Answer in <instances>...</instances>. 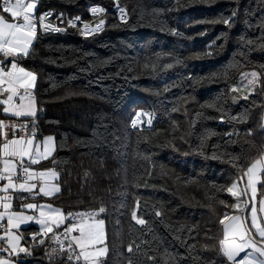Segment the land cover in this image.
<instances>
[{"label": "trees", "instance_id": "1", "mask_svg": "<svg viewBox=\"0 0 264 264\" xmlns=\"http://www.w3.org/2000/svg\"><path fill=\"white\" fill-rule=\"evenodd\" d=\"M119 3L126 22L114 0L38 1L36 15L90 18L91 5L108 8L102 31L38 29L30 54L18 57L38 77L39 107L20 122L56 144L39 167L56 168L60 192L43 200L65 213L105 209V264H226L220 221L235 211L227 188L264 149V0ZM247 71L260 82L235 104L231 86ZM140 109L155 123L132 129ZM37 231L21 229L33 254L19 264H65L32 241Z\"/></svg>", "mask_w": 264, "mask_h": 264}, {"label": "snow or ice", "instance_id": "2", "mask_svg": "<svg viewBox=\"0 0 264 264\" xmlns=\"http://www.w3.org/2000/svg\"><path fill=\"white\" fill-rule=\"evenodd\" d=\"M37 5L38 0H2L0 2V53L5 58H13L11 60H0V94H7L5 99L0 100V104L5 106L3 108L4 113H11L16 117L34 118L36 116L34 98L27 91L23 93L19 91L21 88L33 87L36 75L20 67L16 63L15 57L21 54L23 56L28 55V50L38 35V22L39 26L45 31L61 32L66 30L45 22L51 13H43L37 16L35 14ZM114 6L120 13V20L126 22V9L119 5V0H114ZM90 11L94 16L97 14L104 16L107 9L101 6H95ZM220 19L224 24L231 26L230 18L221 17ZM78 21H80V18L76 17L75 19L68 20L66 23L69 27L76 28ZM105 22V19H100L95 27H92L87 22H82L83 27L80 29L81 35L88 36L102 31ZM260 40L264 41V36H261ZM247 43L252 44L254 42L249 40ZM258 46L264 48V43H258ZM257 76L258 74L256 72L251 73L252 79L249 80V83L253 84ZM17 98L20 101L19 104L15 102ZM143 116L149 117L147 123L151 124V113L138 112L131 121L132 126L136 127L138 123H141ZM245 118L246 116L239 118L233 117V119H238V122H242ZM5 128L14 129L15 126L0 121V136L3 137L2 145H0V148H2L0 163L3 165L2 169H0V181L7 180V184L0 190L7 193L9 189L18 188L26 192H32L37 188V184L30 183V181L39 180L43 181L39 187V192L43 193L44 196H52L59 193V184L50 183L51 180H55L58 177V173L54 169L36 172L30 167L25 166V158L32 164H35L41 158L50 156L54 151V138L49 136L42 142L34 144L36 133L34 130L29 131L27 124L19 125V130L24 132L25 135L19 136L18 138L15 131L12 132V138H9ZM212 134V131L208 130L207 135L210 136ZM41 143L43 144V151H41ZM237 159L238 157L231 158L234 166L239 169L240 165L236 164ZM18 169L22 170V177L18 178L22 179L23 182L14 184L13 177L18 176ZM259 174H264V149L261 150L259 158L255 159L250 166H247V171H242V176H247V184L245 187L238 191L237 184L233 183L227 188V192L233 197L239 198L241 195H246L248 188H250V199L254 200L257 193V179ZM261 188L264 189V184H261ZM5 199L11 200V197L0 196V207L9 209L11 205L10 203H3ZM248 203V199L243 201L244 208H241L239 202L233 205V207L241 209V216H232L230 218L228 215H225L224 219L220 221L221 224H224V239L220 241V250L223 256L226 257V264H264V224L258 222L255 205L250 210L251 227L241 223L242 220L246 219L243 212L247 208ZM260 204L261 211H264V199L260 201ZM138 206L139 202H137ZM24 207L38 209L39 216L25 215L23 212H0V221L4 220L5 216H7L8 226L5 229L8 247L0 246V252H7L9 257L13 253L17 256L20 253H25L26 255L31 254L28 248L20 245L19 241L21 237L8 229H18L22 224L35 221L40 226L39 233L33 234L32 236V241L36 242L38 236L53 233L54 228H60L67 221L66 226L63 227V232L53 233L51 239L59 245V248H53L48 253L49 257L62 255L64 252H67L70 262H80L82 260V264H102L99 258L104 256L108 249L107 247L96 248L97 243H102L104 239L102 229L97 231L96 225H103L104 221L95 220V218L100 213L105 212L103 207H100L98 212L81 213H65L61 209L51 208V206H38L34 203L26 204ZM44 207H48L50 210L45 212L43 210ZM156 214L160 215L159 212ZM131 217L139 225L146 223L143 218L137 217L135 210L132 211ZM90 220H95V224L89 223ZM225 221H228V223H225ZM73 233H78V235H73ZM5 237H0V240ZM65 241H67V245H65ZM39 243L43 244L44 240L40 239ZM128 251H133L131 245H129ZM167 256L168 254L165 253L166 258ZM0 264H18V261L0 256ZM165 264H168L167 259L165 260Z\"/></svg>", "mask_w": 264, "mask_h": 264}, {"label": "crops", "instance_id": "3", "mask_svg": "<svg viewBox=\"0 0 264 264\" xmlns=\"http://www.w3.org/2000/svg\"><path fill=\"white\" fill-rule=\"evenodd\" d=\"M0 2H2V0H0ZM34 42H35V40L32 42V45L30 46V48L28 50V55L31 52V49H32V46H33ZM19 56H23V55L21 54V55H18V56L15 57L16 63L20 67H23L24 69H26L27 71H30V72L34 73L33 71H31V70L27 69L26 67H24L21 64V62H19V60H18ZM11 59H13V58L12 57L5 58V57H3V54H0V60H11ZM37 80H38V77L36 75V80L34 82V86L33 87L26 88V89L25 88H21V89H19V91L21 93H23L25 91H27L29 93L30 90L35 91L36 85H37ZM6 96H7L6 93L0 94V100L5 99ZM31 96L34 98V101H35V108H36V116L35 117H37V115L39 114V107H38V103H37V98H36V95H31ZM15 102L17 104L20 103L18 98L16 99ZM4 107L5 106L3 104H0V121H4L8 125H14L15 126L14 129L13 128H5V131L8 132L9 138H12V132L13 131L16 132L17 138L19 136L25 135L24 132H21L19 130V125L21 124L20 120L25 119V118H32V117H16V116L12 115L11 113H7L6 114V113L3 112V108ZM47 137H49V136H47ZM45 138L46 137L38 140L35 137L34 144L37 143V142H42ZM2 142H3V137L0 136V145H2ZM53 143H55V139H54ZM41 151H43V144L42 143H41ZM55 152H56V144H55V148H54V151L52 152V154L50 156H48L47 158H41L38 163L32 164L30 161L27 160V158H25V166L30 167L33 171H36V172L47 171V170L54 169L58 173V171L56 170L55 167H48V168L39 167L40 163H42L43 161H45L47 159L52 158L54 156ZM0 155H2V148H0ZM0 166H1V169H2V167H3L2 163H0ZM18 177L19 176H14L13 177V183L14 184H19V183L23 182V180L18 178ZM58 179H59V173H58V177L55 180H51L50 183L59 184L58 183ZM30 183H36L37 184V188L34 189L32 192H26V191H24L22 189H18V188L17 189H9V191L7 193H5L2 190H0V196L11 197V200L5 199L3 201V203H10L11 207L9 209H4L3 207H0V212H23L25 215H34V216L38 217L39 216V210L38 209H28V208L24 207V205L29 204V203H34V204H37L38 206H47L46 205L47 203L48 204H52V203H50V202H48L46 200H43V199L56 196L58 193H56V194H54L52 196H44L43 193L39 192V187L41 186L43 181H39V180L30 181ZM234 183L237 184V190L238 191L242 190L245 187V185L247 184V176L243 175L242 178L240 177ZM263 183H264V174H259L258 179H257V193H256V197H255L254 200L250 199V197H251V189L250 188H248V192H247L246 195H241L239 198L234 197V199H235L234 205L237 202H239L241 204V208H244L243 201L245 199L249 200L248 206H247V208L244 209V212H243V215L246 217V219L241 221V223L246 224L249 227H251V212H250V210H251V207L253 205H255V207L257 209L258 222L261 223V224H264V219H262V218H264V211H261V204H260V201L262 199H264V195H262V193H264V192L261 191V184H263ZM5 184H7V180L0 181V189H2ZM52 205H54V204H52ZM54 206L57 209L63 210L62 208H60V207H58L56 205H54ZM43 210L45 212H48L50 209L48 207H44ZM234 210H235L234 212L228 214V216L230 218L232 216H241L242 215L241 209H238V208L234 207ZM63 212H64V210H63ZM95 220H103V219L102 218H96ZM95 220H90L89 223L95 224ZM225 223H228V221H225ZM66 224H67V221L65 222V225H63V226H66ZM32 225L35 226L38 229V231H40V226L35 221H29L26 224H22L18 229H8L9 231L14 232L17 236L21 237V239L19 241L20 245L23 246V247L28 248L30 253H31L30 255H26L25 253H20L19 256H17L15 253H13L12 256L9 257L7 252H0V256H3L5 258H10L13 261H18V264H19L20 260L32 257L33 249L30 246H28V244L25 241L24 236L21 233V229L27 228V227L32 226ZM223 226H224V224H223ZM7 227H8L7 226V216H5V219L0 221V237H5V229ZM56 229L57 228H54L53 232ZM101 229H102L103 234H104V239H103L102 243H97L96 248L107 247V243H106V241H107V233H106V224H105V222L103 223V225H96V230L97 231H99ZM253 231H254V229H253ZM50 234H52V233H48V235H50ZM73 235H78V233H73ZM6 239L7 238L5 237L4 239L0 240V246L8 247V245L6 243ZM107 249H108V247H107ZM77 250L79 251V249H77ZM107 253H108V251H107ZM107 253L104 256L99 258L100 261H103V260L106 259Z\"/></svg>", "mask_w": 264, "mask_h": 264}, {"label": "built area", "instance_id": "4", "mask_svg": "<svg viewBox=\"0 0 264 264\" xmlns=\"http://www.w3.org/2000/svg\"><path fill=\"white\" fill-rule=\"evenodd\" d=\"M119 5L121 6L120 3H119ZM95 6H101V7H104V8L107 9V11H108V8H107L105 5H103V4L91 5L90 8H89L90 18H89V17H88V18H84V17H82L80 14H70V13H68V12H58V13H57V12L54 11L53 9H47V10L43 11L41 14H39V15H37V16H40V15H42L43 13H51V15L48 17V19H47L45 22H46V23H50V24H52V25H55L56 27L64 28V29H66V30H65V31H61V32H56V31H51V30H49V31H45L42 27L39 26V22H38V28L40 29V31H41L43 34L61 35V34H65V33H67V32L70 31V30H73V29H75V30H80V29H82V27H83V23H82V22H87V23H89L92 27H95V26L98 24V22H99L100 19H105V21H106V17H107V16H106L107 12H106V14H105L104 16H102V15H100V14H97V15L94 16V15L91 13L90 9H91L92 7H95ZM121 7H122V6H121ZM123 8H124V7H123ZM115 10H117L116 7H115ZM126 13H127V11H126ZM117 15H118V17H119V19H120V13H119L118 10H117ZM76 17H79V18H80V21L77 22V27H76V28L69 27V26L67 25L66 22H67L68 20H70V19H75ZM127 19H128V13H127ZM105 25H106V22H105V24H104V26H103V29L105 28ZM98 32H100V31H98ZM98 32H95V33H98ZM93 34H94V33H93ZM0 54H2V53H0ZM29 94H30V95H34V91L30 90V91H29ZM142 112H144V111H142ZM136 113H138V112H136ZM136 113H135V114H136ZM144 113H147V112H144ZM135 114L133 115L131 121L135 118ZM150 118H151V124H148V123H147L149 117H147V116H143V117L141 118L142 122H141V123H138V125H137L136 127H133V126H132V123H131V121H130V127H131L132 129H141V128H143L144 126H149V127H151V126L154 124V117L151 115ZM0 169H1V166H0ZM18 176H19V177H22V170H20V169H18ZM82 212H87V211H82ZM75 213H81V212H75ZM59 232H63V228H58V229H56L53 233H59ZM37 233H39V231H38ZM53 233L50 234V235L47 234V235H41V236H38L39 240H40V239H43V240H44V243H43V244H40V243H39V240H38L37 245H39V246L50 245L51 249H53V248H59V245H58L55 241H53V240L51 239ZM65 245H67V241H65ZM77 251H78V250H77ZM61 256L64 257L65 264H82V260H81L80 262H76V261H71V262H70V261L68 260V253H67V252H64ZM102 264H104V263H102Z\"/></svg>", "mask_w": 264, "mask_h": 264}, {"label": "rangeland", "instance_id": "5", "mask_svg": "<svg viewBox=\"0 0 264 264\" xmlns=\"http://www.w3.org/2000/svg\"><path fill=\"white\" fill-rule=\"evenodd\" d=\"M253 72H256V71H247V72L243 73L241 75V77L239 78V80L231 86L230 93H231V101L233 103L238 104L242 100V98L252 94L255 87L259 84V82H260V76L259 75L256 77L255 82L253 84L249 83V80L252 79L251 73H253ZM142 111H144V110L143 109L139 110V112H142ZM54 148H55V143H54ZM46 205L51 206L52 208H55V206L52 204L47 203ZM62 227H64V226H62ZM103 261H105V260H103Z\"/></svg>", "mask_w": 264, "mask_h": 264}, {"label": "bare ground", "instance_id": "6", "mask_svg": "<svg viewBox=\"0 0 264 264\" xmlns=\"http://www.w3.org/2000/svg\"><path fill=\"white\" fill-rule=\"evenodd\" d=\"M82 210V209H81ZM25 262V261H24Z\"/></svg>", "mask_w": 264, "mask_h": 264}]
</instances>
